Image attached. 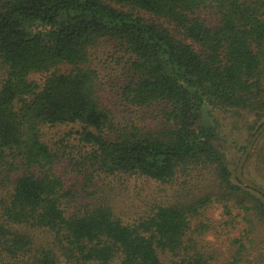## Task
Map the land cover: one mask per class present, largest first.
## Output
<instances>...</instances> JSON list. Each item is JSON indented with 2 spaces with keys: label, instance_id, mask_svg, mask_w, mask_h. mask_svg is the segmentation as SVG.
I'll use <instances>...</instances> for the list:
<instances>
[{
  "label": "trees",
  "instance_id": "trees-1",
  "mask_svg": "<svg viewBox=\"0 0 264 264\" xmlns=\"http://www.w3.org/2000/svg\"><path fill=\"white\" fill-rule=\"evenodd\" d=\"M103 38L129 58L124 101L160 105L159 127L110 132L114 118L89 65ZM0 69V264H164V255L214 264L197 237L213 201L264 222V195L229 166L214 115L251 114V137L264 122V0H0ZM68 123L82 125L95 173L167 183L211 169L220 191L215 200L154 202L135 218L104 199L76 211L42 131ZM243 175L264 189V131ZM254 234L246 231L251 243ZM244 238L217 264H264L262 252L245 258Z\"/></svg>",
  "mask_w": 264,
  "mask_h": 264
},
{
  "label": "rangeland",
  "instance_id": "rangeland-1",
  "mask_svg": "<svg viewBox=\"0 0 264 264\" xmlns=\"http://www.w3.org/2000/svg\"><path fill=\"white\" fill-rule=\"evenodd\" d=\"M141 13L148 19L152 18L148 13ZM128 59L116 42L106 38L100 39L90 48L89 65L98 72L100 102L111 110L114 118L110 132H118L126 126L129 129L134 126L137 129H154L163 122L160 105L141 108L130 106L124 101L122 90L129 77ZM4 74L0 69V82ZM31 78L42 81L44 76L33 74ZM214 115L221 125L220 146L227 154L228 164L236 174L240 158L253 137L251 126L256 120L252 119L251 114L243 112L215 111ZM81 129L80 123L47 125L42 129L44 140L58 154L57 172L65 181L66 187L75 193L76 201L72 205L76 211L82 210L86 202L96 203L104 199L111 202L119 215L135 218L147 212L154 202H193L207 193H213L215 200L217 192L220 191L218 179L211 169L191 171L187 174L179 171L167 183L146 176L106 177L95 173L87 159L90 148L81 141L78 133ZM245 177L251 180L248 175ZM198 218L199 222L208 224L206 231L197 234V237L200 246L214 256V264L230 257L234 251L235 239L244 236V243L248 244L250 241L246 231L251 232V228L255 234L251 236L253 242L248 245L245 258L253 260L260 252L264 253V222L261 223L251 214L244 213L240 207L231 205V213L227 214L224 203L215 200ZM193 227H196L195 221ZM163 257L164 264H177L173 256ZM61 264L75 263L63 260ZM111 264L120 262L116 260Z\"/></svg>",
  "mask_w": 264,
  "mask_h": 264
},
{
  "label": "water",
  "instance_id": "water-1",
  "mask_svg": "<svg viewBox=\"0 0 264 264\" xmlns=\"http://www.w3.org/2000/svg\"><path fill=\"white\" fill-rule=\"evenodd\" d=\"M264 131V122L261 125V127L258 129V131L253 135V137L251 138L249 144L247 145L244 153L242 154L237 170H236V176L237 178L240 180V182L245 185L246 187H249L251 189H255L258 190L260 193H262L264 195V189L261 188L260 186H258L256 183H254L253 181L249 180L248 178H246L243 175V166L248 158L249 153L251 152L255 142L258 140L260 134Z\"/></svg>",
  "mask_w": 264,
  "mask_h": 264
}]
</instances>
